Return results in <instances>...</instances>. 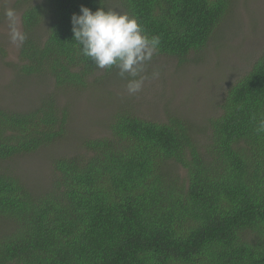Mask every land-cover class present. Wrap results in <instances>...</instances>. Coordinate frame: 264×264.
<instances>
[{
    "label": "trees",
    "instance_id": "1",
    "mask_svg": "<svg viewBox=\"0 0 264 264\" xmlns=\"http://www.w3.org/2000/svg\"><path fill=\"white\" fill-rule=\"evenodd\" d=\"M24 1L31 4L21 17L27 38L19 73L83 91L100 69L79 54L71 16L81 6L113 10L109 0ZM116 1L159 36L156 56L179 66L202 56L232 6ZM45 12L41 40L35 32ZM103 73L101 79L116 70ZM218 109L199 136L186 119L160 123L121 109L107 136L85 139L83 153L53 160L55 178L43 193L0 167V264H264V131H257L264 51L227 87ZM68 116L51 97L28 111L0 107V165L60 140Z\"/></svg>",
    "mask_w": 264,
    "mask_h": 264
},
{
    "label": "rangeland",
    "instance_id": "2",
    "mask_svg": "<svg viewBox=\"0 0 264 264\" xmlns=\"http://www.w3.org/2000/svg\"><path fill=\"white\" fill-rule=\"evenodd\" d=\"M30 4L0 0V49L5 52V56L0 54V107L28 111L51 97L59 107L67 108L69 116L60 140L5 161L0 167L37 194L48 191L54 181L53 160L83 153L81 144L85 139L107 136L113 115L121 109H132L137 116L160 123L171 117L183 118L193 125L195 135H201L206 120L218 114L227 87L243 76L264 51V0H232L230 12L202 56L180 66L173 59L154 56L147 72L158 70L159 78L145 81L140 92L129 95L126 80L117 74L101 79L103 69L88 79L83 91L57 88L50 76H25L18 71L21 46L9 42L4 11L9 7L16 10L23 31L21 17ZM109 4L113 10L124 12L116 0H109ZM44 14L35 32L41 40L48 31L49 13ZM179 173L183 175L184 170L180 168Z\"/></svg>",
    "mask_w": 264,
    "mask_h": 264
},
{
    "label": "clouds",
    "instance_id": "3",
    "mask_svg": "<svg viewBox=\"0 0 264 264\" xmlns=\"http://www.w3.org/2000/svg\"><path fill=\"white\" fill-rule=\"evenodd\" d=\"M4 16L9 42L21 46L27 37L18 26L16 10L6 8ZM71 25L72 40L79 54L99 69H115L116 74L126 80L125 89L129 95L140 92L145 81L159 78L158 70L149 74L147 67L159 53L160 38L148 35L134 15L102 7L92 11L81 6L79 14H72ZM257 131H264V121Z\"/></svg>",
    "mask_w": 264,
    "mask_h": 264
}]
</instances>
